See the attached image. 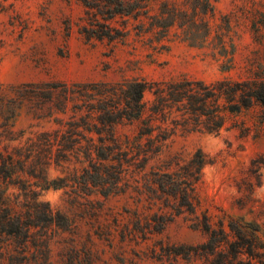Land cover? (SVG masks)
Masks as SVG:
<instances>
[{"label":"trees","instance_id":"16d2710c","mask_svg":"<svg viewBox=\"0 0 264 264\" xmlns=\"http://www.w3.org/2000/svg\"><path fill=\"white\" fill-rule=\"evenodd\" d=\"M76 1L85 9L80 34L88 42H107L115 48L131 39L145 40L151 46L178 40L193 48L212 47L224 59L222 72L239 68L232 18L226 15L215 22L216 0ZM240 10L248 21L259 12L255 0H248ZM256 33L261 34L259 28ZM240 69L243 75L210 83L186 75L116 83L43 81L13 87V96L0 85V139L13 140L12 122L25 103L41 116H57L58 125L24 148L0 152V177L21 183L27 208L19 211L0 194V264H6L8 257L12 262L8 264H16L12 252L22 255L31 248L42 256L39 264H50L48 235L38 236V230L68 231L75 225L67 215L40 201L34 188L66 186L67 179L47 182L44 175L51 165L73 160L86 164L71 179L76 191L103 197L129 194L137 204L148 203L149 210L157 207L153 215L137 217L133 229L125 227L124 239L147 240L149 234L160 235L183 217L205 241L196 246L173 245L170 256L200 258L204 264H264V225L226 214L214 222L202 209L198 190L208 165L205 155L198 151L189 159L163 157L178 131L218 135L239 126L249 129L239 117L254 108H259L264 127V65L245 59ZM118 125L134 126L133 134L121 137ZM19 173L30 180L15 179ZM3 236L16 241L13 250Z\"/></svg>","mask_w":264,"mask_h":264},{"label":"rangeland","instance_id":"374dc122","mask_svg":"<svg viewBox=\"0 0 264 264\" xmlns=\"http://www.w3.org/2000/svg\"><path fill=\"white\" fill-rule=\"evenodd\" d=\"M255 1L259 12L249 21L240 10L248 0L214 1L215 22L228 15L234 27L232 36L239 68L226 73L221 71L224 59L212 47L193 48L178 40L151 46L145 40L131 39L115 48L107 42H88L80 34L85 9L76 0H0V85L13 96L11 88L30 82L116 83L124 79L158 80L186 75L210 83L224 77L236 78L243 75L240 67L245 59L264 65V0ZM257 28L261 34L256 33ZM162 45L166 48L161 49ZM145 99L149 101L151 95L147 93ZM56 117L41 116L25 103L12 122L13 140L1 138L0 152L5 154V148L9 153L14 148H24L39 134L55 130ZM239 119L249 129L239 126L218 135L178 131L163 157L181 155L189 159L201 151L208 161L198 190L202 209L214 222L226 214L263 227L264 127L260 123V110L254 108ZM134 128L118 125L117 134L132 135ZM84 166L75 160L61 166L51 165L44 175L46 181L67 179L66 186L34 188L40 201L67 215L75 225L68 231L54 227L48 232L38 230V236L48 235L50 264H204L200 258L170 256L173 245L196 246L205 241L183 217L176 218L162 234H149L147 240L124 239L125 227L133 229L137 217L151 216L157 207L149 210L148 203L137 204L129 194L103 197L76 191L71 179L80 175ZM16 177L30 180L24 173ZM0 194L8 204L26 211L21 183L0 177ZM2 239L10 250L17 245L13 238ZM11 258L16 264L42 262L35 248L22 255L12 252ZM8 263H12L9 257Z\"/></svg>","mask_w":264,"mask_h":264}]
</instances>
